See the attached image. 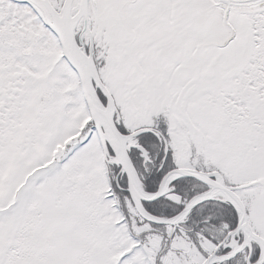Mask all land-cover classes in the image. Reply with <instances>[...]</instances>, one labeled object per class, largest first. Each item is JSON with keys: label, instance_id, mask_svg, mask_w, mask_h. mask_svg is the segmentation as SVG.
<instances>
[{"label": "snow or ice", "instance_id": "snow-or-ice-1", "mask_svg": "<svg viewBox=\"0 0 264 264\" xmlns=\"http://www.w3.org/2000/svg\"><path fill=\"white\" fill-rule=\"evenodd\" d=\"M0 264H264V0H0Z\"/></svg>", "mask_w": 264, "mask_h": 264}]
</instances>
